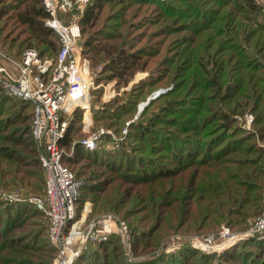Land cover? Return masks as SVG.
Listing matches in <instances>:
<instances>
[{
  "label": "trees",
  "instance_id": "obj_1",
  "mask_svg": "<svg viewBox=\"0 0 264 264\" xmlns=\"http://www.w3.org/2000/svg\"><path fill=\"white\" fill-rule=\"evenodd\" d=\"M107 2H110L109 5ZM9 3V0H0V23L5 25L9 19L8 22L12 21V25L20 27L25 35L20 47H26L14 51L11 49L13 45L10 48L2 47L15 56H21L28 48L36 49L42 57L54 56L59 49V35L45 25L49 14L42 2L15 0L14 12L7 14L4 11ZM113 5L115 8L121 6L115 24L118 30H100V25L104 24L107 17L115 20L112 10L103 15L105 8L112 9ZM150 5L157 7L154 12L156 16L147 19L150 22V32L137 34L134 38L135 43L145 40V45L152 44L155 48L144 54L147 56L144 60L139 53L144 49L140 50L127 35L131 33L134 20ZM259 17L264 20L260 0H91L87 6L81 19L82 36L85 39L81 42V37L80 46L92 68H97V63L102 66L100 76L126 80L136 69H142L156 61L161 67L166 66L164 77L158 83L169 76L174 81L172 92L158 97L163 104L157 111L137 124L131 123L128 136L147 145L149 152H134L139 160H135L132 166L126 165V175L120 177L129 186L116 203H109L107 206V209L111 208L124 216L127 215L124 211L126 206L131 208L133 215L142 213L132 224L141 223L143 228L154 227L160 220L157 226L160 232L154 229L151 235L143 233L136 238V242L134 237V251L141 247H152V242L158 244L174 228L208 233L211 230L217 232L225 224L233 231H243L264 212V149L258 144H264V23L260 22ZM123 26L127 28L122 30ZM3 31L5 30L1 25L0 42L5 44V37L1 35ZM127 46L132 47L127 50ZM185 84L186 93L192 95V102L188 104L181 96L175 98L177 96L174 95L181 93L179 89ZM196 90L197 93H194ZM136 97L131 103L132 110H135L133 104L137 103ZM121 105L112 101L108 107L106 105L98 110L94 120L117 126L115 132L122 130V126L121 129L118 128L121 114L116 115V110ZM173 106L176 108H172ZM107 109L108 113L105 114ZM128 109L127 112L130 111ZM7 110L11 116H8L9 120L5 118L4 122L11 120L8 125L12 123L16 126L12 135L22 130L25 135H30L32 152L42 177H39L38 185L27 180L28 174L23 168L22 159L19 155H14L17 152H6L9 147L7 143H14L12 137L8 136L9 126L2 125V117ZM247 113L254 115L253 125H257L256 130L239 136L236 132L239 127L236 128L234 124L235 116ZM32 116L31 102L7 96L0 88V186L13 189L25 185L30 189L22 187L26 195L42 196L46 189L45 170L39 159L40 150L31 133ZM115 116V122H107L109 117ZM68 118L71 120L61 146L64 149L72 148L73 153L77 152L76 155L85 152L90 156V152L95 150H88L79 143L80 110H75ZM157 132H164L165 138L156 137ZM18 139L20 137L15 138V141H19ZM110 139L111 136H108L105 140ZM135 147L140 150L138 146ZM71 157L69 154L63 157V163L68 167L78 160H71ZM100 157L101 154L97 155V159ZM118 159H121L120 156H116V160ZM126 160L123 157L122 161ZM90 162V166L89 163L86 165L91 168L98 166L95 164L100 161ZM74 174L81 177V170ZM96 175V171H93L88 178L97 181ZM107 181L99 188L94 202L109 198L107 190L110 191L117 180L114 176L107 178ZM5 205H9L10 210L15 207L21 213L20 207L0 201V220H17L20 214L13 216ZM28 209L39 211L35 206ZM4 211L8 213L7 216L2 214ZM77 212L79 215V206ZM44 216L47 220V242L56 254L55 248L49 243L50 221L46 214ZM6 227L8 226H0L1 233H4L0 236L4 239L0 244V264H10L17 257L11 252L16 240ZM9 235L11 238L8 241ZM141 236L144 238L140 241ZM114 240L116 237L111 236L107 241L90 242L85 254L74 263L77 264L82 259L91 260L89 264L117 262L116 255L124 256V252L122 247L121 251L119 246H115ZM251 246L256 249L252 250ZM263 255L264 240L250 239L235 245L223 257L241 264H264ZM175 257L177 258L170 261V264L215 262L206 254H191L187 261L183 260L184 252ZM252 257L256 259L254 262H250ZM21 263L27 262L23 260Z\"/></svg>",
  "mask_w": 264,
  "mask_h": 264
},
{
  "label": "rangeland",
  "instance_id": "obj_2",
  "mask_svg": "<svg viewBox=\"0 0 264 264\" xmlns=\"http://www.w3.org/2000/svg\"><path fill=\"white\" fill-rule=\"evenodd\" d=\"M19 1V0H18ZM114 1H120V0H114ZM124 1V0H123ZM9 4L6 7V10L4 13L11 14L13 11V6L15 5V0H9ZM110 3V2H109ZM107 2L106 4L109 5ZM114 3V2H113ZM261 4V0H260ZM118 5V4H117ZM121 6H117L115 8V5H113L112 9L105 8V11L103 12V15L109 13L111 10L114 12L115 20L112 17H107L104 21L103 25L101 26L100 30H106L107 32H113V30H118L115 28L116 24V18L118 17L117 13L120 12L119 8ZM262 7V11L264 12V8ZM157 10V7L155 5H150L146 6L145 9H143L139 15L134 20V23L132 25H135L133 27L131 25V30H130V36L127 35V38L129 40H134L133 44H137L138 48L140 50L144 49L142 52H139L142 58L145 60L147 59V56L144 54L148 52V50H154V46L151 44V46H148L147 43L145 45V40L135 43V35L137 34H145L146 32H150V22L147 20L148 18H154L156 15H154L155 11ZM103 15H101V20L103 19ZM260 15V14H259ZM111 16V15H110ZM144 16V17H143ZM9 20V19H8ZM6 20L5 25H3V22L0 23V26L2 25L4 30L1 35L5 37V44H2L0 42V46L2 45L5 48H10L11 45L13 47L11 48L12 51L18 50V49H23L26 47L23 45L20 47L21 41L25 38V35L22 33L20 30V27H17L15 25H12V21L8 22ZM260 22L264 23V20L262 17H259ZM125 26L121 28L122 30H125ZM152 29H155L153 27ZM99 32V31H98ZM127 34V31H125ZM139 36V35H138ZM2 37V39H3ZM85 39V36H82L81 42ZM80 42V44H81ZM42 46V45H41ZM132 46H127L126 49L130 50ZM3 48V47H2ZM3 50H5L3 48ZM133 50V49H131ZM7 51V50H5ZM8 52V51H7ZM9 53V52H8ZM165 53V52H163ZM158 59L160 58L159 56L157 57ZM156 58V59H157ZM157 59V60H158ZM98 64V67L101 66ZM96 64V65H97ZM97 67V68H98ZM165 68L166 66H160L159 64L156 63V61H153L150 65L142 68V69H136L132 73H130L126 80L125 78L118 80L116 78L108 79L105 75H99L93 74L95 83L91 87L90 91V106H91V116L93 119L92 123V129H94L97 132H100V130H104V133L99 134V139L97 142V147L95 151L90 152L88 155H86L85 152H80L84 153L82 155H76V151L73 153V149H65L66 154L72 156L70 159L71 160H77L76 163H70L69 167L73 169L74 172L80 171L81 170V178L85 180V189H84V195L83 198L78 202L79 206V215L83 211L84 207L87 205L88 206V217L93 218L95 216H100L104 215L107 213H115L118 217L124 219L127 221L128 225L130 226L132 233L135 235V242L136 238L140 236L141 234H152V231L155 229L157 232L159 231L157 229V226L160 224V220L156 222V225L154 227H146L143 228L141 227V223L139 224H132L133 220L136 219L137 217L141 216L142 213L138 215H133L132 212L130 211L131 208L126 206L124 207L125 214L126 216L122 215L119 212H116L114 210H111V208L107 209V206L109 203H116L118 198L120 197L121 193L124 192V189L129 186L127 183H125V180L123 178L122 181L120 179L123 174L126 175L125 173V166H132L134 164L135 160H139L137 153L134 154V152H149V147L147 145H144L143 143L139 141H135L134 139L130 138L128 136L129 132V127L131 123L135 122L134 124H137L141 120H145L146 118H149L150 114L153 113L154 111H157L159 109V106H161L162 99H158L163 94H166L167 92H172L174 89V81H172V77L169 76L168 78H165V80L161 81V83H158V80L161 79V77H164L165 74ZM96 69V68H93ZM187 84L185 86L181 87L179 90L181 93L174 94L175 98H178V96L182 98V100H185V103H191L192 102V95L189 96V93H186L187 91ZM194 93H197V90L194 91ZM137 96V97H136ZM189 96V97H188ZM137 98V103L133 104L135 107V110H132V100ZM152 101L151 105L147 106L148 101ZM14 101V100H13ZM114 101L116 104H122L121 107H119L116 110V115L121 116L118 118L119 120V125L118 128L121 127L122 130L115 132L117 130V126L114 125H109L105 121H99L96 122L94 120V117L96 114H98L99 109H103L106 105L107 107L111 102ZM8 105V104H7ZM6 105V106H7ZM129 108V109H128ZM172 108H176L173 106ZM127 109L130 110L127 112ZM80 110V109H79ZM9 110L4 112L3 117L4 119L0 118L3 120V124H9L11 121H5V118L9 120L8 116H11L8 114ZM125 111V112H124ZM82 111H80L81 113ZM124 112V113H122ZM108 113L105 111V114ZM82 114V113H81ZM72 115V114H71ZM70 115V116H71ZM117 117H109V120L107 122H115ZM71 120V119H70ZM69 120V121H70ZM254 121V115L251 113L247 114H236L235 116V121L234 124L236 128L239 127V129L236 130V132L241 136V134H249V132H253L256 130L257 125H253ZM1 124V120H0ZM82 117L80 121V128L81 130L79 131V138H83L85 134H87L84 130H82ZM106 125V126H105ZM8 136L12 137L14 140V143H7L8 144V149L6 152H17L14 155H19L20 158L22 159L23 163V168L26 170L28 176L26 177L27 180L32 181L34 184H39L38 179L41 177V172L39 170V165L34 159V152H32V141L30 138V135H25L24 130L20 131L16 135H12L14 131L15 125H8ZM19 126V125H18ZM104 126V127H101ZM96 127H99L98 129ZM19 128V127H18ZM120 128V129H121ZM255 128V129H254ZM111 136L112 139L110 141H106L105 139L108 136ZM161 137L165 138L164 132H160L156 134V137ZM19 141H22V143H16L19 141H15V138H19ZM80 138V139H81ZM113 140V141H112ZM122 141V142H121ZM250 142H253L252 140ZM258 142V141H257ZM259 146H262V149H264V144L259 143ZM140 148V150H137V147ZM241 146V145H240ZM135 150V151H134ZM137 150V151H136ZM65 154V155H66ZM101 154V157L97 159V155ZM116 156H120L121 159L116 160ZM123 157H126V161H122ZM87 158H90L88 160ZM98 160V162L94 167H87V163H89V166L91 165L90 161ZM96 163V162H95ZM101 163V165H99ZM128 168V167H127ZM96 171V174L98 175L97 181H94L93 179H89V175L93 172ZM85 172V174H84ZM34 175L33 176H30ZM117 174H119L117 176ZM122 174V175H121ZM96 175V176H97ZM116 177V180L113 185L111 186L109 192V198L100 200L98 202H94L95 197L97 196L99 188L103 187V182H108L107 178L110 177ZM93 178V177H92ZM99 180V181H98ZM105 184V183H104ZM21 186V185H20ZM44 186V184H43ZM25 188L26 190H30L27 188V186L23 185L18 188H13V189H6L2 186H0V189L2 191L6 192H12L14 190H17L20 193V196L22 197L19 202H10V201H4L3 199L0 198V201L6 202L11 205H15L17 207H20L21 213L17 210V208H12L11 210L9 209V205L7 206V209L10 210L13 214H20L17 216V220H12L10 222H7L6 220H0V226L1 228L6 227V230L10 229L11 235H14V238L16 240V244L13 247V251H11L16 259L15 261H11L12 263L10 264H22L23 260H26V264H55V258L56 254H54V251L52 248L48 245L47 242V235H46V230H47V220L46 217L44 216L42 210L39 209V211L42 212H35L33 211L34 209H28L33 205L32 202L28 201L31 198V195H26L24 193V190L22 189ZM44 191V189H43ZM43 191L41 193H43ZM43 196V195H42ZM117 197V198H116ZM115 200V201H114ZM102 205V206H101ZM36 207V206H35ZM37 208V207H36ZM2 207H0V210ZM38 209V208H37ZM30 213V214H28ZM3 215L7 216V212H2ZM162 218V215H160V219ZM155 224V223H154ZM223 224V223H221ZM225 225V224H223ZM221 228V227H220ZM216 227L213 229L215 230ZM154 230V231H155ZM172 231L165 234L158 244L156 242H152L153 246L149 248H139L135 249L132 247V253L128 254L124 248L123 241L121 239V236L119 234H113L112 237H116V240H114L115 246H119V249L124 252L123 255H116L118 260L117 262H112L111 264H129V263H134V264H166L169 263L170 261H173L176 255L180 254L181 252H184V259H188V257L191 254H206L211 256V260H214L215 262L213 264H241L239 261L236 262H230L229 260H226L223 256L226 253H230L232 249L235 247V245L241 244V242L245 241H250V239H255L253 237L246 238L240 242H236L233 244L228 245L227 247L221 249V250H214V249H205V250H199L192 245V240L196 236H201L205 235L208 233H215L214 231H209L208 233H195V232H190L185 229H171ZM170 231V230H169ZM244 231V230H243ZM160 232V231H159ZM4 233H1L0 229V236L3 235ZM11 236L9 235L7 237V240L9 241ZM144 237L141 236V240H143ZM154 240L155 237H152ZM146 239H144L145 241ZM4 242V239L0 237V244ZM50 243V241H49ZM154 245H156L154 247ZM252 250H255L256 247L251 246ZM121 250V251H122ZM196 250V251H195ZM86 252V251H85ZM83 253V255L85 254ZM236 252V251H235ZM202 253V254H201ZM82 255V256H83ZM262 255V253L260 254ZM1 258V255H0ZM21 258H23L21 260ZM25 258V259H24ZM186 258V259H185ZM246 258V257H245ZM264 258V255H263ZM256 259L255 257H252L250 259V262H254ZM75 261V260H74ZM91 260L88 259H82L80 262L77 264H89ZM101 263V262H100ZM72 264H75L74 262ZM99 264V263H98ZM252 264V263H250Z\"/></svg>",
  "mask_w": 264,
  "mask_h": 264
},
{
  "label": "built area",
  "instance_id": "obj_3",
  "mask_svg": "<svg viewBox=\"0 0 264 264\" xmlns=\"http://www.w3.org/2000/svg\"><path fill=\"white\" fill-rule=\"evenodd\" d=\"M49 17L45 25L59 35V49L54 56L42 57L34 48L15 56L0 46V88L7 96L33 104L31 133L40 150L45 170L46 189L43 196H31L30 202L45 212L50 221L48 236L56 250L55 264H72L86 251L90 242L107 241L119 234L128 254L132 253L134 235L127 221L115 213L88 217L86 205L78 215V202L85 180L77 177L63 163L66 154L61 146L69 127V116L82 111V130L87 134L79 143L95 150L99 134L92 129L90 91L95 80L93 69L80 46L81 19L91 0H40ZM264 8V0H261ZM4 201L19 202L20 193L0 189ZM264 240V212L244 231H233L222 225L215 233L196 236L193 247L199 250H221L246 238Z\"/></svg>",
  "mask_w": 264,
  "mask_h": 264
},
{
  "label": "water",
  "instance_id": "obj_4",
  "mask_svg": "<svg viewBox=\"0 0 264 264\" xmlns=\"http://www.w3.org/2000/svg\"><path fill=\"white\" fill-rule=\"evenodd\" d=\"M150 102V100L147 102V104Z\"/></svg>",
  "mask_w": 264,
  "mask_h": 264
}]
</instances>
